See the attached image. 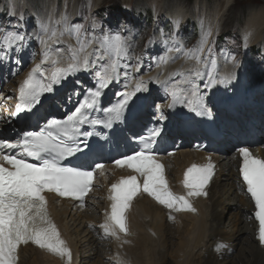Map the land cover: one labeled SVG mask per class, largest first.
<instances>
[{"label": "bare ground", "instance_id": "bare-ground-1", "mask_svg": "<svg viewBox=\"0 0 264 264\" xmlns=\"http://www.w3.org/2000/svg\"><path fill=\"white\" fill-rule=\"evenodd\" d=\"M65 1L66 0H64V2ZM18 2V0H13V7L10 6L12 12L11 18L14 17L15 11H17L19 7ZM21 2L26 6L24 0H21ZM53 4L54 10L52 9ZM66 4L65 2V5ZM56 9L58 8L55 7V3H52L48 9L50 16L53 15ZM171 15H173L174 18L168 17L166 20L172 19L176 25L177 18H180L182 15L186 16V13L178 10V14H176L175 11ZM55 17L57 18L55 23H57L61 21L62 14H57ZM73 17L74 15L72 18ZM45 21H48V18H46ZM68 26L70 25L60 26L56 31L57 35L65 33V29ZM179 26L180 23L176 25V29L174 30L175 37L179 35ZM262 31H264V12L261 10L257 11V13L254 12L253 18H250L247 22L246 30L245 28L243 30L246 48L252 45H258L262 48L260 44V41L264 39V34L261 35ZM64 41L70 43L71 34L66 35ZM52 43V40H41V50L46 53H52ZM71 47L72 51H75L73 46ZM64 57L65 64H59V62L57 63L53 60H42L41 62L40 60H36L31 67L33 70L31 69L32 71L28 74L22 78L20 76L21 73L14 74V76L25 91L28 89L27 92L28 94L30 93V98L33 97L35 89H39L47 95L48 99H52L53 107L60 106V104L63 106L58 108L59 111L64 110V107H66L67 110L72 106H76L79 102L81 88L97 85L100 80L106 79L107 83H109V92L112 93L111 95H106V99L110 98L111 100L113 94L118 91L113 101L117 98L123 100V97L127 93L126 91L132 88L133 91L140 93L138 94L140 95L138 97V105L141 109H144L145 105L148 104L146 108L150 110L151 106L149 102L151 97L157 100L156 103L161 104L160 110L163 106L168 110L173 108L174 105H177L184 112L191 114L189 115L191 117L190 125H187V123L185 125H179L176 121H172L171 119L167 120V122L169 121L168 125L173 127L171 133H174L179 128H187L185 129L186 131L175 135L177 138L180 134L183 135L184 140H181V143L184 142L193 131V141H191L193 144L187 145V143H184L183 147L181 145V150L178 154L170 158L167 173L171 184L175 182L172 184V186L175 184V187L173 186L175 193L183 196L184 202L187 203V206L193 207L194 213L181 212L173 214L172 210L164 209L160 204L141 195L133 202L130 212L127 214V218L123 220L120 225L119 223L110 222L109 218L104 220V218L101 217L103 222L107 225L100 227L102 229H99L96 234L99 232L113 238L114 242L110 246V249L115 255L116 263L264 264V231L262 221L255 213L253 201L246 196L244 187L237 179L235 167H237L239 162L235 159L233 152H227L225 157L219 158L222 171L219 175L215 176L209 184L206 197H192L186 189L180 186L184 166L191 163L193 159H202L203 156L192 151L194 142H196L195 136L200 129L198 125L200 119L198 117L205 118L207 121L213 120L220 124L214 117V113L217 111L218 114H222V109H216L215 112L214 109H212V105L219 100H214L212 96L204 94L206 88L202 90V72H199V66L195 72H192L191 66L184 67L181 69L182 71L179 77H177L178 74L174 76L176 72H173L170 75L172 78H170L169 81L179 80V82L163 87L158 83L159 80L150 79L149 81L147 76H138L135 78L126 75L123 77L125 82L120 83L122 88L116 90L114 84L111 86V82H118L119 78L114 74L115 71L111 63L105 65L100 60H97L91 53H88L85 60L87 67L84 69L83 65L85 63L80 60L76 52L72 54L68 53L67 56L64 55ZM43 62H47L44 64L46 68H43ZM170 69L171 68H169V70ZM80 75L84 76L82 80H80V78L78 79L79 82L70 84V82H73L76 78L80 77ZM8 82L9 80L7 83ZM219 82H222L224 86H231V93L223 95L219 101V103L221 102L222 105L231 109H226L227 111L234 112L232 108L236 101L240 100L242 102V109H246V107L253 102L250 92L251 86L243 79L241 72L229 71L223 73ZM237 82L240 85L238 89H236L238 87ZM197 84H199L198 87ZM9 85L13 87V82L10 81ZM70 85H72L73 89L64 92L69 89ZM263 85L264 83H262V86ZM164 88H166V90H164ZM158 89H160V91ZM212 92L213 90L210 89V93ZM22 94L26 96L27 93ZM128 94L129 93L126 95L129 96ZM38 95V93L35 94V96ZM148 96H150L149 100H147ZM160 97H162V100H159ZM3 98L4 96L0 94L1 102H3ZM127 98H129L130 105H135V100L131 96ZM8 103L9 102L5 105L10 104ZM99 103L102 104L103 101ZM103 104H105V102ZM1 110V121L6 119V124L13 127L14 125L11 120L7 119L9 109L4 107ZM187 110H190V112ZM159 113V111L151 115L150 113H146L142 118L143 123L145 121L150 122L153 118H157ZM226 123L221 124V126L226 132L231 131L232 126L229 123L226 125ZM262 126H264V123H262ZM136 127L137 126H135L133 130L134 134H136L135 131L138 129ZM249 127L251 130L256 131V133L260 130L254 127L253 120L250 121ZM262 132H264V130ZM262 142L257 147L259 152L260 149L264 147L262 146ZM262 154L264 155V151ZM102 173L104 177L108 176L107 170ZM118 173L122 174V172ZM170 174L173 176V180L170 178ZM110 180H112V178ZM96 194L97 190L89 197L91 198ZM51 201L53 202V199H51ZM100 202L101 201L94 202L96 211L100 208ZM54 203L55 205L51 208L54 222L58 223L64 233L58 239H53L66 242V244L62 246V254H59L60 256L53 255L50 253V250L46 249L39 241L28 242L27 244L19 246L21 250L15 253V261H13V257L10 258V264H22L24 257H27L32 264H80L78 260H76V254L72 249V243L75 242L72 240L70 234V223H73L72 226H76L77 222L83 224L87 223V226L90 227V223L93 222V217L95 216L94 218L97 219V214L95 213L92 215L90 212L86 214L82 210L72 206V203L69 201L57 202L54 200ZM68 218H70V220ZM91 225L93 226V224ZM114 225H119L121 231L119 232ZM90 232H92L91 229ZM92 238L93 241L90 242L89 248H91V250H93L94 247L99 248L97 249L96 255L100 257L102 253L100 249L105 248L104 239L99 238L98 240L93 236ZM75 248L77 249V247ZM246 248L247 250H245ZM229 252H231V255H229ZM224 253L227 254L223 255ZM241 259H243L242 262L240 261Z\"/></svg>", "mask_w": 264, "mask_h": 264}, {"label": "rangeland", "instance_id": "rangeland-1", "mask_svg": "<svg viewBox=\"0 0 264 264\" xmlns=\"http://www.w3.org/2000/svg\"><path fill=\"white\" fill-rule=\"evenodd\" d=\"M18 1L17 18L12 25L10 6L13 0L11 3L10 0H1L0 3L2 106L6 104V95L12 90L9 82H13V87L19 83L14 74L21 73L23 77L36 60L65 64L64 55L76 52L83 63L88 53L105 65L111 63L114 74L119 78L118 82L114 81L116 88L122 86L120 83L125 82L123 77L126 75L135 78L147 76L149 81L159 80L161 87L171 85L179 82L169 81L173 72H176L174 76L178 74L179 77L184 67L191 66L192 72H195L199 66L202 90L206 88L204 94L212 96L214 100L231 93L230 85L224 86L219 82L223 73L241 72L243 79L251 86L253 100L250 108L246 109V116H251L254 122L264 117V39L260 41L263 49L257 45L248 49L243 33L254 12H264V0H66V5L64 0H24L26 6L21 0ZM52 3L58 9L50 16L48 9ZM178 10L185 12L186 16L177 18L176 25L187 17L189 20L175 37L176 25L172 19H166L174 18L171 14L175 11L178 14ZM57 14H62V19L55 23ZM46 18L48 21H45ZM67 24L70 26L66 27L65 33L57 35V29ZM262 32L261 35L264 34ZM70 34L71 42H65V36ZM41 40L53 41L52 53L41 50ZM46 63L43 62V68H46ZM86 67L85 63L83 68ZM237 86L236 89L240 86L238 82ZM72 89L70 85L65 92ZM156 102L150 97V113L163 111L164 106L160 110L161 104ZM94 199L99 201V196ZM90 213L93 215L96 212L93 210ZM94 223L100 226L96 218ZM72 225L70 223L69 230L77 245L80 264H117L110 249L113 238L104 234L99 236L104 239L105 248L100 249L102 253L98 257L96 253L99 248H89L93 241L89 228L81 222ZM22 264L32 263L24 257Z\"/></svg>", "mask_w": 264, "mask_h": 264}]
</instances>
